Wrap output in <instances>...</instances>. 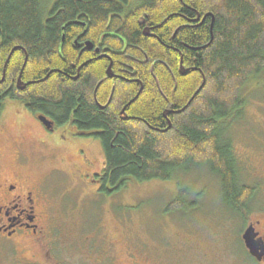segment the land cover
<instances>
[{
	"label": "trees",
	"instance_id": "trees-1",
	"mask_svg": "<svg viewBox=\"0 0 264 264\" xmlns=\"http://www.w3.org/2000/svg\"><path fill=\"white\" fill-rule=\"evenodd\" d=\"M125 4L57 0L47 17L49 3L42 0H0V111L2 98L12 95L32 111L93 132L105 150L104 181L117 191L128 180L175 179L193 163L209 165L221 178L222 200L243 206L255 188L242 183L234 145L231 137L222 141L220 124L242 112L246 85L264 71V0H142L140 11L155 26L150 37ZM198 15L194 26H183ZM78 17H90L93 35L110 24L126 37V47L118 37L114 42L125 52L112 68L119 72L121 62L126 68L114 83L108 61H77L68 33ZM181 54L186 75L179 73ZM183 187L164 211L197 206Z\"/></svg>",
	"mask_w": 264,
	"mask_h": 264
},
{
	"label": "rangeland",
	"instance_id": "rangeland-1",
	"mask_svg": "<svg viewBox=\"0 0 264 264\" xmlns=\"http://www.w3.org/2000/svg\"><path fill=\"white\" fill-rule=\"evenodd\" d=\"M49 1L53 0H42L47 6ZM133 7L134 4H131V10ZM105 26L104 29H107V25ZM263 94L264 71L254 75L246 85L243 92L245 108L242 112L237 110L232 117L224 120L220 124V130H223L222 141L231 137L236 158L238 157L237 164L240 166L242 183L256 186L257 194L264 199ZM19 103L5 104L3 115L0 117V168L12 169L17 161L16 147L22 142L29 144L33 131L39 132L33 119L26 115L23 107L27 111L28 109L21 102ZM93 142L94 144L88 146L86 152L81 154L76 152L77 145L73 149L63 151L47 150L49 156L46 159L35 161L37 165L34 166H23L20 171L26 183H43L45 194L55 205L53 216L63 225L61 228V224L55 223V237L52 236L50 240L51 242L53 240L51 247L56 248L59 253L55 256L56 259L60 261L58 258L60 256L67 263L85 262L83 260L85 257L82 258L77 249L81 243L78 231L82 230V225L85 233L94 230L95 220L102 215V204L107 205L110 200L113 232L120 230L114 218L117 215L129 217L134 225L133 230L143 236H148L146 229L149 232L150 227V230L155 232L154 235L163 240L167 238L174 240V252L179 256L176 257L178 264H202V260L205 263L208 257L203 255V249L206 246L208 248V238L215 232L221 233L215 240L216 244L222 241L226 230L229 232V237H226L227 246L234 244L238 236L235 230L236 221L232 220L230 212L228 219L223 218L226 212L221 201L222 181L209 165L188 163L177 172L175 179L169 181L128 180L123 190L108 198L97 190L94 181L88 176L81 175L83 170V173L89 171L88 165L81 164L84 155L91 159L92 171H97L102 166L104 160L102 145L99 140L93 139ZM63 157L65 160H62ZM71 160L75 161L74 164L84 165L83 170H77ZM56 166L60 168L55 169ZM179 185L189 190L187 198L195 200L193 204L196 203L197 206L183 212L182 210L164 211L163 207L165 208L166 204L178 194ZM199 192L201 196L198 197ZM225 223L227 226H224ZM65 229L70 232L63 234ZM192 241L196 243L195 246ZM37 249L42 253L46 252L45 249L39 247ZM118 250H121V247L116 246L113 252ZM221 250L233 252L231 249ZM120 253L122 255L123 252ZM119 261L125 264L127 260L122 255ZM48 262L54 263V259Z\"/></svg>",
	"mask_w": 264,
	"mask_h": 264
},
{
	"label": "flooded vegetation",
	"instance_id": "flooded-vegetation-1",
	"mask_svg": "<svg viewBox=\"0 0 264 264\" xmlns=\"http://www.w3.org/2000/svg\"><path fill=\"white\" fill-rule=\"evenodd\" d=\"M56 1L49 2L47 17L51 14ZM131 4H134L132 11H134V15L138 16V23L142 27V33L149 37L155 36V26L151 25L148 14L145 11H140L141 7L139 8V6H141L142 0H126V4L123 5L126 12L131 11ZM112 15L113 13L110 14V16ZM200 17L201 15H198L194 20L188 19L183 26H194L193 23ZM205 19L206 17H203L202 22ZM214 20L215 17L212 14L211 25ZM89 22L90 17H87V21L85 19L81 20L79 17L74 21L75 24L73 26L75 27H71L68 33L70 46L78 50L77 61L82 64L93 59L108 61L106 73L110 82L112 80L114 83L115 79L123 77L126 71L123 66L125 65L124 62H121L123 65L118 69L119 72L115 73L112 68L115 57L125 52L124 48L116 49L114 42L116 37H118L123 42V47H126L127 39L111 30L110 24L107 25V29L100 30L96 35H93ZM62 35L63 42L66 36L64 28L62 29ZM129 55L125 54L124 56L127 57ZM146 60L147 58L135 61L136 63H142ZM181 63L184 66L182 70L180 68ZM80 69L81 67H79L78 74H80ZM188 72L189 66L184 65L181 54L179 73L186 75ZM110 101L111 96L107 103ZM19 102L28 109L27 111L22 106L26 115L33 119L34 125L37 126L39 132L33 131L34 134L29 144L22 142L20 143L22 146L19 144V147H16L17 161L12 169L0 168V264H73L65 262L60 256L58 258L61 262L55 258L59 253L56 248L51 247L53 240L52 242L50 240L54 236L55 223L59 222L53 216L55 205L52 204L45 194L43 183L31 182L29 185L22 179L20 171L23 166H34L37 165L35 161L46 159L49 156L47 155L49 152L47 150L63 151L65 149H73L77 145L78 150L76 152L81 154L86 152L88 146L90 147L94 144L93 139L99 140L101 145L102 140L90 130L79 129L70 120L66 119L59 122L44 111H32L27 107L26 102L14 98L12 95L2 98L4 105L0 111V117L3 115L5 104ZM165 115H167L166 112ZM102 149L104 160L97 171L91 170V159L86 155L81 158V164L89 166V171L85 173H83L84 165L74 164V160H71V162L76 166L77 170H83L81 175L88 176L94 181L98 191L110 198L111 195L118 191L109 182L104 181L106 155L103 145ZM62 160H65L64 157ZM59 168L58 166L55 167V169ZM247 185L252 186L255 190L252 198L243 206L231 205L221 200L226 212L223 218L228 219V212H230L231 214L229 215L233 217L232 220L236 221L235 230L238 236L235 240L233 238L234 244L230 243L231 246H227L226 237H229L227 230L223 235L222 241L216 244L215 240L221 233L215 232L208 238V248L206 246L203 249V255L208 258L205 263L202 260V264H264V199L257 194L256 186ZM101 208L102 215L95 220V229L85 233L82 225V230L78 231L81 243L77 249L82 258L83 256L85 257V259L83 258L85 262L77 261L74 264H122L119 261L122 255L127 260L125 264H178L176 257L179 258V256L174 252V240L169 238L163 240V238L154 235L155 232L150 230V227L148 230L151 234L146 229L148 236H143L133 230L132 220L122 215L114 216L115 222L119 224L121 231L113 232L111 230V200L107 205L102 204ZM103 211L105 214H103ZM62 226L61 224V228ZM224 226H227V223ZM247 230L251 233L252 250L251 247H248L245 239ZM69 232L65 229L62 233L67 234ZM192 244L196 245L193 241ZM116 246L121 247V250L113 252ZM38 247L45 249L46 252L42 253L40 249H37ZM222 248L231 249L233 252L221 250ZM207 250L209 251L206 252ZM120 251L123 252L122 255ZM52 258L54 263H49L48 261Z\"/></svg>",
	"mask_w": 264,
	"mask_h": 264
},
{
	"label": "water",
	"instance_id": "water-1",
	"mask_svg": "<svg viewBox=\"0 0 264 264\" xmlns=\"http://www.w3.org/2000/svg\"><path fill=\"white\" fill-rule=\"evenodd\" d=\"M181 70L182 69H184V66L182 65V63H181ZM182 73H185V72H182ZM22 78H21V74L19 75V79H18V86L20 87V88H23V87H25V83L21 80ZM205 83V79H204V82H203V84ZM203 84L200 86V88L199 89H201L202 88V86H203ZM122 113H124V112H122ZM245 239H246V241H247V245H248V247H251V250H252V237H251V233H250V231L249 230H247V233H246V235H245Z\"/></svg>",
	"mask_w": 264,
	"mask_h": 264
}]
</instances>
